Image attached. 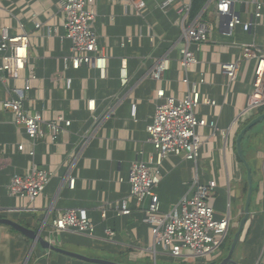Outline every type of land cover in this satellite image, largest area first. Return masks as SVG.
Instances as JSON below:
<instances>
[{"label": "crops", "instance_id": "1", "mask_svg": "<svg viewBox=\"0 0 264 264\" xmlns=\"http://www.w3.org/2000/svg\"><path fill=\"white\" fill-rule=\"evenodd\" d=\"M146 10L136 13L123 1L101 2L96 29L100 46L107 56L105 77L94 68L66 69L65 58L70 55L65 20L60 0H0V31L10 35L27 33L30 38L29 68H34L37 81L28 93L27 108L42 111L46 120L63 115L72 121L68 132L55 143L41 141L32 159L25 130L14 123L11 113L3 110L10 96L0 81V218L14 220L29 230L42 232L44 224L68 209H84L96 225L94 237L70 231L56 236L57 247L90 258L126 264H154L144 253L135 262L131 252H148L153 247L152 228L142 222L146 205L129 200V215L118 216V207L129 194L128 171L141 151L146 157L153 152L147 142V124L155 114L157 92L182 97L186 76L180 63V51L186 40L178 11L189 0H176L166 9L165 0H142ZM231 11L243 22L252 20L255 0H233ZM264 5V0H259ZM218 0L204 2L200 20L210 27L209 42L197 53L200 61L190 73L196 82L201 73L207 84L200 87L203 98L213 99L216 106H201L197 115L217 121L218 130L199 129L203 142L197 164L183 157H170L164 163V179L155 189L161 211L180 210L183 198L193 194L192 183L217 182L211 199L216 218L230 217V234L235 235L244 217L249 191L247 171L234 145L240 131L261 114L246 113L252 94L255 63L242 64L237 81L229 84L221 64L236 61L242 49L264 52V9L259 25L251 32L241 27L229 31V16L217 15ZM40 24V28L36 25ZM125 42V45L123 43ZM167 58L170 70L163 81H154L152 71ZM127 65V82L121 80V67ZM71 80V89L67 81ZM23 86V82L10 81ZM95 103V110L89 103ZM136 106V119L132 108ZM234 143V144H233ZM24 144L26 150L19 152ZM243 153L253 174V197L250 218L236 248L232 264H264V121L251 131L243 143ZM38 169L51 171L54 176L44 194L34 203L10 196V185L16 174L23 175L29 163ZM72 181H74L72 183ZM106 211V218L102 211ZM107 230L116 236L108 240ZM143 254V253H142ZM164 264H179L160 258ZM197 264H208L197 261ZM196 263V262H195ZM211 263V262H210ZM0 264H92L44 250L39 244L10 227L0 225Z\"/></svg>", "mask_w": 264, "mask_h": 264}, {"label": "built area", "instance_id": "2", "mask_svg": "<svg viewBox=\"0 0 264 264\" xmlns=\"http://www.w3.org/2000/svg\"><path fill=\"white\" fill-rule=\"evenodd\" d=\"M123 1L132 5L138 15L146 10V4L142 0H60L61 10L65 20L66 39L71 42L70 55L65 58L66 69L79 70L82 67L94 68L105 77L107 70V56L100 46L99 35L96 29L98 7L101 2ZM176 0H165L160 3L162 9H166ZM189 0L178 14L183 17L182 26L186 44L180 51V63L186 76L182 83L186 86V93L182 97L167 95L166 91L157 92L155 114L147 124V142L153 147V152L146 157L141 151L131 165L126 181L130 190L128 196L118 207V216L129 215V200L137 205L145 206V215L142 220L152 228L153 247L148 252H131L129 257L137 262L139 257L148 253L154 263L162 258L173 261L191 263L197 261H209L216 259L221 254V248L230 235V217L217 219L215 210L211 205V199L217 191V182L212 180L201 183L197 178L192 183L193 194L185 197L180 203V210L173 209L168 213L161 211L160 199L155 189L164 179V163L170 157H183L185 160L198 163L203 142L199 135V129L212 128L218 130L217 121H210L197 115L201 106H216L213 99L203 98L200 87L207 84L204 73L196 82L189 78L195 66L200 64L197 53L203 45L209 42L210 27L207 23L196 17L190 19L192 2ZM209 2L210 0H202ZM245 1V0H242ZM233 0H218L217 15H228L227 27L234 30L241 27L245 32H251L259 25L263 16L264 5L255 0V11L252 20L243 22L241 17L231 11ZM40 28V24L36 25ZM125 45V42L123 43ZM30 38L27 33L12 36L9 30L3 28L0 31V81H2L10 96L3 102V110L14 117V123L23 128L28 137L31 148L27 154L34 159L37 145L44 140L55 143L62 135L68 132L72 121L63 115L54 120H46L42 111L27 108L28 93L32 85L37 81L34 68H29V75L24 76L28 69L30 59ZM246 61L255 63L252 76V94L248 101L246 113L255 112L264 107V52L242 49L240 57L233 62L222 63L221 69L228 83L238 79L242 64ZM170 70V61L167 58L159 61L152 71L151 78L154 81H163L164 75ZM127 65L123 62L121 67V80L127 82ZM23 82V86H11L10 81ZM72 81H67V88L71 89ZM89 109L95 110V103H89ZM136 106L132 108V117L136 119ZM19 152L26 150L25 145L18 146ZM54 174L46 169H38L34 161L29 163L28 169L23 175L16 174L10 185V196L19 200H29L34 203L42 196L52 180ZM74 181H72L73 183ZM106 218V211H102ZM47 241L58 246L55 239L70 231L78 234L94 237L96 225L84 209H68L59 212L52 221L44 224ZM106 235L112 241L116 233L107 230Z\"/></svg>", "mask_w": 264, "mask_h": 264}, {"label": "water", "instance_id": "3", "mask_svg": "<svg viewBox=\"0 0 264 264\" xmlns=\"http://www.w3.org/2000/svg\"><path fill=\"white\" fill-rule=\"evenodd\" d=\"M229 31H231V30L229 29ZM263 121H264V113L257 116L255 119H253L248 125H246L240 131V133L237 136L236 151H237L238 157L240 158V160L242 161V163L244 164V166L246 168L247 181L249 184V191H248L245 209H244V217L242 218L240 225L238 227V230L233 237L232 245H231V248H230L227 256L219 263L211 262L208 264H232V263H234V260H233L234 253H235L236 248H237V246L241 240L242 234L244 233L246 224L250 218V206L252 203L253 190H254L253 174H252L251 168H250L247 160L245 159L244 153H243V141L245 139L246 134L250 130L255 128L257 125L262 123ZM0 225L10 227V228L14 229L15 231L21 233L25 237L29 238L30 240L33 241L34 247L37 244H39L44 250H50V251H53L55 253H59L61 255L69 257V258L83 260V261H86V262H89L92 264H126V263H116V262L106 261V260H102V259L90 258V257H87V256L82 255V254H78V253H74V252L65 250L61 247L53 246L42 236V232H34L32 230H29L28 228H26L22 224L14 221V220L8 219V218H0ZM154 264H157V263H154Z\"/></svg>", "mask_w": 264, "mask_h": 264}, {"label": "trees", "instance_id": "4", "mask_svg": "<svg viewBox=\"0 0 264 264\" xmlns=\"http://www.w3.org/2000/svg\"><path fill=\"white\" fill-rule=\"evenodd\" d=\"M204 5H205V3H204V1H202V0H194L193 2H192V8H191V13H190V19L191 20H194L196 17H198V15H200V13L203 11V8H204ZM255 113H257V114H263L264 113V107H262V108H260V109H258L257 111H255ZM258 126V125H257ZM256 126V127H257ZM255 127V128H256ZM254 130V128L252 129V130H250L247 134H246V136L251 132V131H253ZM246 136H245V138H246ZM243 143H244V141H243ZM234 144V143H233ZM235 146V148H236V145H234ZM11 230H13V231H15L14 229H12L11 228ZM15 232H17V231H15ZM232 238H233V234L231 235H229V238H227L226 239V241L224 242V244H223V246H222V248H221V254L219 255V257H217L216 259H213V260H209V261H201L202 263H210V262H215V263H219V262H221L226 256H227V254H228V252H229V250H230V246H231V240H232ZM228 240H229V243L227 244V242H228ZM173 261V260H172ZM122 263H124V262H122ZM184 262H179V264H183ZM198 263V262H197ZM157 264H164V262H161V261H157Z\"/></svg>", "mask_w": 264, "mask_h": 264}, {"label": "rangeland", "instance_id": "5", "mask_svg": "<svg viewBox=\"0 0 264 264\" xmlns=\"http://www.w3.org/2000/svg\"><path fill=\"white\" fill-rule=\"evenodd\" d=\"M231 235H232V234H231ZM233 237H234V235H233ZM228 238H229V237H228ZM232 241H233V238H232V240H231V245H232ZM228 243H229V240H228L227 244H228ZM230 248H231V246H230ZM195 262H196V263H195ZM195 262L191 263V262L185 260L183 264H197V260H196Z\"/></svg>", "mask_w": 264, "mask_h": 264}]
</instances>
